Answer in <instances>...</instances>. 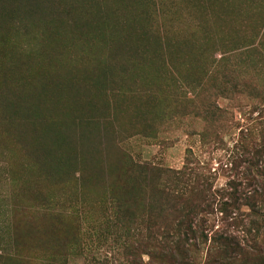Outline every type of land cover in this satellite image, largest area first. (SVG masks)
<instances>
[{
  "label": "rangeland",
  "instance_id": "rangeland-1",
  "mask_svg": "<svg viewBox=\"0 0 264 264\" xmlns=\"http://www.w3.org/2000/svg\"><path fill=\"white\" fill-rule=\"evenodd\" d=\"M58 2L61 9L66 6L63 14H37L34 18L41 19L40 27L30 36L13 39L3 50L6 56L1 80L6 76L12 90L25 91L17 92L14 112L27 115L35 123L26 126L25 142L9 136L0 126V251L3 247L13 249L17 243L18 250L24 252L19 234L30 233L31 224L40 222L59 235L55 242L60 245L47 253L49 258L65 255L77 257L70 258V264H120L129 256L126 243L144 236H137L140 232H135V227L155 213L149 212V193L141 188L135 197L131 188L123 192L131 196L127 220L118 219L117 211L111 209L110 203L106 205L122 175L115 168L102 167L100 162L108 157H122L112 147L114 134L124 154L137 162L166 169L190 168L191 152L192 159L201 162L214 191L231 190L229 183L241 179L244 171L240 165V175L234 173V154L241 153L240 147L236 149L237 140L242 133L250 132L255 133L256 144L262 139L264 99L250 100L251 104L244 101L241 105L240 101L218 99L228 114L213 123L199 119L191 101L190 81L203 80L208 74L211 58L207 52L193 50L195 74L190 70L189 58L166 68L162 64L116 63L102 49L101 35L92 32L98 24L92 29L85 25L79 11L72 9V0ZM28 3L20 7L17 16H33V1ZM178 3L179 0H165L164 9L168 11L172 4L178 10ZM189 9L190 6L183 8L177 28L180 34L175 29L170 38L173 44L185 38L190 42V34L196 29L198 15ZM18 26L23 28L21 23ZM81 28L96 39H80L77 32ZM206 37L203 32L192 40L201 45ZM198 55L201 57L195 60ZM216 57L220 58L219 53ZM246 58L244 49L212 68L215 80L202 88L197 107L205 104L203 100L207 98H217L213 92L215 81L221 80L223 74L233 81L247 78L264 85V68L261 72L249 69V64L244 65ZM203 129L207 134L201 138L198 133ZM99 146L104 153L98 152ZM82 176L90 183L83 185ZM180 181L176 187L190 198V175ZM158 183L167 189L175 186V175L164 174ZM138 197L143 206H134ZM42 205L47 206L46 214L38 212ZM144 210L147 218L141 215ZM230 213L237 216L236 222L229 219L222 223L221 216L212 218L213 227L206 229L209 238L223 229L225 234L235 236L242 248H249L247 251L253 245H264V208L253 213L243 206ZM170 220L167 216L165 220L157 218L159 225ZM205 254L206 250L198 254L197 264L205 263ZM0 255L5 256L1 252ZM30 255L36 258L35 254ZM26 264L46 262L38 259Z\"/></svg>",
  "mask_w": 264,
  "mask_h": 264
},
{
  "label": "trees",
  "instance_id": "trees-1",
  "mask_svg": "<svg viewBox=\"0 0 264 264\" xmlns=\"http://www.w3.org/2000/svg\"><path fill=\"white\" fill-rule=\"evenodd\" d=\"M30 1H33L32 4L35 7L33 10L36 9L34 12L32 10L33 16L32 12H28L32 19L17 16L21 10L20 7L23 8L24 3L30 5L28 3ZM58 1L0 0V35L2 36L0 74H3L2 68L6 56L3 50L12 44L13 39L30 36L40 27L41 19L35 20L34 18L37 14L44 16L49 11L63 14L65 12L63 8L66 6L61 9ZM72 1V9L79 11L85 25L92 29L96 27L95 24H98V29H92V32L101 35L102 49H105L108 58L116 63L124 61L128 64L131 62L145 66L162 64L166 68L175 62L189 58L190 70L195 74L193 64L195 51L193 50L207 52L211 58L209 76L207 74L203 80L190 81V90L193 93L191 101L195 105V116L199 119L213 123L222 120L228 114L227 109L218 103V99L240 101V105L244 101L251 104L250 100L264 99L263 84L254 83L253 80L247 78L233 81L228 74H223L221 80L215 81L217 85L214 86L213 92L217 98H207L203 100L205 104L198 107L196 105L202 88L209 87V83L215 80L211 69L221 66L234 54L245 49L248 58L244 60V65L247 63L249 69L258 72L264 68V0H179L176 5L178 10L171 4L167 8L168 11L164 9L165 0ZM102 3L105 6L102 7ZM189 6V10L198 15L199 22L190 34V42L185 38L182 41H174V45L170 38L175 29L178 32L183 8ZM19 18L22 19L21 22L17 20ZM20 23L23 28L18 26ZM203 32L207 36L205 43L201 45L194 43L193 36H198ZM77 35L80 39L85 38V42H89L87 38H90V42L96 39L83 28L77 32ZM217 53L220 58L216 57ZM200 57V55L194 56V59ZM262 80L264 81V78ZM7 83L6 76L4 80L0 78V126L5 128L4 131L9 136L25 142L28 137L27 127L35 122L25 114L14 112L17 105L15 101L18 97L17 92L25 91L24 89L14 91ZM198 91L200 92L197 94ZM229 130L230 127L227 133ZM206 132L203 129L198 134L202 138L207 134ZM241 135L242 137L237 140L236 144V149L240 147L241 153L236 152L233 158L234 173L240 175L237 171L242 165L244 167V171H241L243 176L229 183L231 190L214 191L210 178L203 172L201 162H195L191 152L190 168L186 167V170L184 168L178 171L166 169L148 162H137L124 154L117 144V135L114 134L112 147L121 152L122 157L119 159L108 157L100 162L102 167L115 168L122 175L121 181L115 184L117 190L120 191L114 194L117 190L113 189L106 199L108 200L106 205L111 204V209L117 211L118 219L127 220L131 196L123 192L131 188L132 195L135 197L134 193L139 194V188H141L149 193L147 202L149 212L155 213L151 214L147 221L135 227V232L138 230L140 232L137 236L142 233L144 236L126 243L124 248L129 251V256L124 258V261H120V264H197L198 254L200 255V252L205 250L204 264H264L263 244L253 245L247 251L249 248H242L236 237L227 232L225 234L223 229L215 231L211 238L206 234V229L213 227L214 218L218 216H221L222 223L229 219L236 222L237 216L230 212L240 211V207L243 206L250 208L253 213L264 208V133L257 144L254 142V137H256L254 132ZM97 149L98 152L104 153L100 146ZM164 174L175 175V186H170L168 189L160 186L158 182ZM186 175H190V198L181 194L176 187L178 183L181 184L180 180ZM81 180L83 185L90 183L86 177L82 176ZM134 203L137 207L140 204L144 205L140 197L135 199ZM38 212L46 214L47 206L42 205ZM141 215L147 218L148 214L144 210V212L141 211ZM159 216L163 220L166 216L172 220L159 225L157 221ZM155 218L156 221L153 220ZM30 231V233L19 234L20 237H18L22 241L24 252L21 249L18 250L20 245L18 246L17 243L13 245V249L3 247L0 252L5 256L0 255V261L5 260V264H26L27 261L42 259L46 264H70V258H74L73 260L77 258L65 257V255L61 256V259L48 257L47 253L60 245L55 242L58 241L59 235H54L49 225L44 228V224L40 222L36 225L31 224ZM49 234H52L51 238ZM54 236H56L55 239ZM30 254H35L36 258ZM9 255L22 256L23 259L12 258Z\"/></svg>",
  "mask_w": 264,
  "mask_h": 264
}]
</instances>
